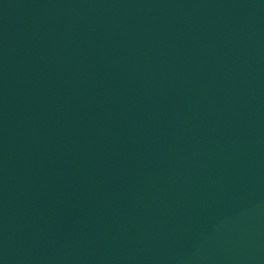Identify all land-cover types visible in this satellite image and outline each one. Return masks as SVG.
<instances>
[{
    "label": "water",
    "instance_id": "1",
    "mask_svg": "<svg viewBox=\"0 0 264 264\" xmlns=\"http://www.w3.org/2000/svg\"><path fill=\"white\" fill-rule=\"evenodd\" d=\"M90 264H264V0H114Z\"/></svg>",
    "mask_w": 264,
    "mask_h": 264
}]
</instances>
